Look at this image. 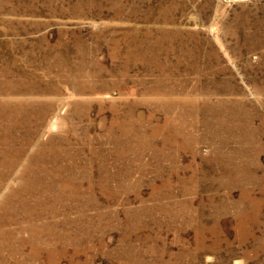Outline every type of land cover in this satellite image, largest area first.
Here are the masks:
<instances>
[{"label": "rangeland", "instance_id": "obj_1", "mask_svg": "<svg viewBox=\"0 0 264 264\" xmlns=\"http://www.w3.org/2000/svg\"><path fill=\"white\" fill-rule=\"evenodd\" d=\"M0 264H264V0H0Z\"/></svg>", "mask_w": 264, "mask_h": 264}]
</instances>
